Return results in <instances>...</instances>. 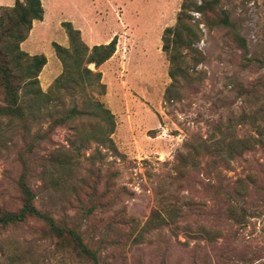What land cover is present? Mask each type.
<instances>
[{"label":"rangeland","instance_id":"rangeland-1","mask_svg":"<svg viewBox=\"0 0 264 264\" xmlns=\"http://www.w3.org/2000/svg\"><path fill=\"white\" fill-rule=\"evenodd\" d=\"M39 1L31 52L55 57L52 43L68 46L64 22L88 46L92 35L114 37L115 50L88 65L99 83L62 80L29 115L30 135L42 138L31 149L18 120L0 118V207H19L25 171L33 205L75 225L98 264H264V0H218L230 28L214 23L217 12H187L182 34L194 51L178 49L173 80L160 37L182 0ZM60 73L59 61L45 62L40 90ZM93 100L112 115L109 142ZM72 103L81 115L50 129ZM45 232L32 219L0 228V264H89Z\"/></svg>","mask_w":264,"mask_h":264},{"label":"trees","instance_id":"trees-1","mask_svg":"<svg viewBox=\"0 0 264 264\" xmlns=\"http://www.w3.org/2000/svg\"><path fill=\"white\" fill-rule=\"evenodd\" d=\"M217 3L218 0H199L198 4L194 0H182L175 26L163 29L160 50L168 62L167 73L171 80L179 71L176 66V63L180 62L178 49L187 48L194 51L190 48V40L182 34L183 23H188L191 19L187 12L202 15L217 12V21L214 23L230 28L226 13L216 8ZM42 15L43 10L39 0H14L11 7H0V118L18 120L22 125V136L29 138L30 143L26 144L28 150L31 149L33 140L37 138L36 135L31 136L28 131L29 115L48 103L50 95H54L59 90L62 80L78 82L81 89L84 85L99 83L100 73H93L88 65L94 70L98 68L112 56L116 44L113 37L106 44L87 47L80 40L78 30L72 28L69 22L62 23L61 27L68 42L67 48L55 43L51 44L53 53L61 64V73L54 79L52 89L42 92L38 87L37 75L45 64L44 56H29L19 48V44L26 39L32 22L40 21ZM237 41L241 44L243 42L241 39ZM99 86L102 88V85ZM90 105L91 115L101 119L107 126L105 140L109 142L108 135L113 129L112 115L97 100L90 101ZM80 115L81 111L72 103L64 115L52 119L49 128L62 125L69 118ZM40 139L42 138H37ZM53 184L57 186V183ZM15 187L19 194L20 205L14 211L0 207V228L20 225L26 219L35 220L45 227L44 236L54 239L58 249H68L80 262L98 264L96 252L82 242L75 225L68 223L64 216L53 219L48 209L40 210L33 205L35 194L27 185L25 171L16 179ZM92 211V206L80 209L83 217L91 215Z\"/></svg>","mask_w":264,"mask_h":264},{"label":"crops","instance_id":"crops-1","mask_svg":"<svg viewBox=\"0 0 264 264\" xmlns=\"http://www.w3.org/2000/svg\"><path fill=\"white\" fill-rule=\"evenodd\" d=\"M78 29V28H77ZM81 36H82V32H81V34H80ZM39 35H37V36H35L36 38L35 39H37L38 40V37ZM33 37V34H32V29H30V31H29V33H28V35H27V37H26V39L24 40V41H22V43H21V48L20 49H22V51H25V53H27L29 56H32V55H36V52H31L32 50L30 49V50H28V41L31 39ZM91 44L88 46V44H86V43H84L87 47H91V46H93V45H98L99 43H94V41H93V39H96L95 38V36L94 35H92L91 37ZM109 41H103L102 43H100V44H106V43H108ZM30 47H32V46H30ZM34 47V46H33ZM62 47H64V48H66L67 47V45H65V46H62ZM49 53V55L50 56H47L46 54H43V56H44V58H45V62H58V60L52 55V52H48ZM112 58H113V56H111ZM109 58L107 61H105V62H108V61H110V59H112V58ZM50 76V74L48 73V74H46V77H49ZM38 79H39V76H38Z\"/></svg>","mask_w":264,"mask_h":264}]
</instances>
